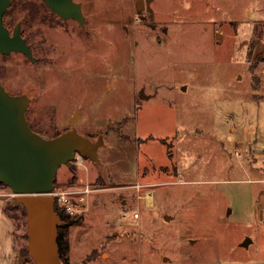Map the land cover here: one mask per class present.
<instances>
[{
    "label": "rangeland",
    "instance_id": "obj_1",
    "mask_svg": "<svg viewBox=\"0 0 264 264\" xmlns=\"http://www.w3.org/2000/svg\"><path fill=\"white\" fill-rule=\"evenodd\" d=\"M74 1L83 25L10 3L3 22L39 58L0 54L35 131L103 137L98 161L53 179L92 188L68 263L264 264V0ZM10 191L0 184V264H35Z\"/></svg>",
    "mask_w": 264,
    "mask_h": 264
},
{
    "label": "water",
    "instance_id": "obj_2",
    "mask_svg": "<svg viewBox=\"0 0 264 264\" xmlns=\"http://www.w3.org/2000/svg\"><path fill=\"white\" fill-rule=\"evenodd\" d=\"M42 1L60 18L84 24L79 2ZM149 1L135 0L134 6L137 11L141 7L149 10ZM10 3L11 0H0V54L21 52L34 61L30 46L21 36V23L17 22L10 31L3 22ZM29 101L26 94H12L0 82V182L14 194L13 204L20 203L25 208L27 249L34 263L64 264L56 242L57 225L62 220L54 210V198L49 192L58 167L61 164L71 167L75 153L98 161L97 150L103 144V137L99 135L93 140L80 134L73 124L52 137H44L26 119Z\"/></svg>",
    "mask_w": 264,
    "mask_h": 264
},
{
    "label": "built area",
    "instance_id": "obj_3",
    "mask_svg": "<svg viewBox=\"0 0 264 264\" xmlns=\"http://www.w3.org/2000/svg\"><path fill=\"white\" fill-rule=\"evenodd\" d=\"M237 154V153H236ZM83 156L79 153H75L73 158V165H82ZM92 191V188L88 184L74 187H53L49 192L54 200L57 201L58 205L69 214L73 215L77 212L76 205H81L86 201L88 194ZM7 194L14 195L11 191ZM150 198L151 193H148ZM147 198V197H146ZM147 202V200H145ZM138 216V212L134 213V217Z\"/></svg>",
    "mask_w": 264,
    "mask_h": 264
},
{
    "label": "trees",
    "instance_id": "obj_4",
    "mask_svg": "<svg viewBox=\"0 0 264 264\" xmlns=\"http://www.w3.org/2000/svg\"><path fill=\"white\" fill-rule=\"evenodd\" d=\"M14 1L15 0H11V4L12 3L14 4ZM43 3L45 4V2H43ZM26 6L28 7L29 12L33 13L34 11H36L35 10V5L33 3H28V4H26ZM7 11L5 12L4 15H8L9 14V12H7ZM4 15H3V17H4ZM30 16L33 18L35 15L33 14V15H30ZM29 125H30V123H29ZM30 127L35 131V129L31 125H30ZM0 184H4V183L0 182ZM4 185H6V184H4ZM10 205L13 206L12 204H10ZM22 207H23V211L25 212V208H24L23 205H22ZM54 210L56 211V213L59 215L60 219L62 220V222L59 225H57L56 242H57V247H58V255H59L60 260L64 264H69L68 263V258H67L68 248H69V246H68V237H67V227L72 224L73 215L69 214L68 212H66L64 210V208L60 207L56 200H54ZM4 211H5V213H7L6 212L7 211L6 208L4 209ZM27 252H28V249H27Z\"/></svg>",
    "mask_w": 264,
    "mask_h": 264
},
{
    "label": "flooded vegetation",
    "instance_id": "obj_5",
    "mask_svg": "<svg viewBox=\"0 0 264 264\" xmlns=\"http://www.w3.org/2000/svg\"><path fill=\"white\" fill-rule=\"evenodd\" d=\"M143 8H145V7H143ZM53 14L56 15L55 13H53ZM56 16H58V15H56ZM58 17H59V16H58ZM64 20H65V19H64ZM72 20H73V19H72ZM74 21H76V20H74ZM76 22L78 23V21H76ZM78 24H79V23H78ZM11 30H12V29H11ZM11 30H10V31H11ZM21 36L25 38L26 43L30 46V49H31L32 55L34 56V53L36 52L35 49H34V45L31 44V42L29 41V39H28L27 36H24V35H22V34H21ZM22 54H23V53H22ZM25 57H26V56H25ZM34 57H35V60L39 58V56H37V55H35ZM35 60H34V61H35Z\"/></svg>",
    "mask_w": 264,
    "mask_h": 264
},
{
    "label": "crops",
    "instance_id": "obj_6",
    "mask_svg": "<svg viewBox=\"0 0 264 264\" xmlns=\"http://www.w3.org/2000/svg\"><path fill=\"white\" fill-rule=\"evenodd\" d=\"M68 252H69V248H68Z\"/></svg>",
    "mask_w": 264,
    "mask_h": 264
}]
</instances>
